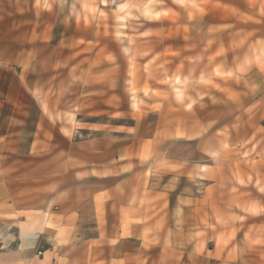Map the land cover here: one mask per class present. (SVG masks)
I'll return each instance as SVG.
<instances>
[{
    "label": "crops",
    "instance_id": "1",
    "mask_svg": "<svg viewBox=\"0 0 264 264\" xmlns=\"http://www.w3.org/2000/svg\"><path fill=\"white\" fill-rule=\"evenodd\" d=\"M155 1L148 17L99 0L106 19L75 39L96 43L86 69L101 78L91 92L84 81H43L75 91L30 95L49 139L0 144V264H264V228L240 222L245 192L264 200V0ZM117 10L139 31L150 26L154 43L137 44L133 30L116 39ZM168 22L188 27L165 48ZM105 24L109 35L97 34ZM105 38L112 46L99 45ZM125 49H149L135 56L134 95Z\"/></svg>",
    "mask_w": 264,
    "mask_h": 264
},
{
    "label": "rangeland",
    "instance_id": "2",
    "mask_svg": "<svg viewBox=\"0 0 264 264\" xmlns=\"http://www.w3.org/2000/svg\"><path fill=\"white\" fill-rule=\"evenodd\" d=\"M114 1L117 9L121 11L127 9L126 12H128L129 8L125 9L123 4L118 3L121 0H110V2ZM102 2L104 4L106 0H101ZM98 4L99 0H0V144L4 141L9 142L13 136H19L21 146H26L37 137H40L38 140H43L45 137L49 139V135H44L45 132L48 134L49 130L47 120L30 95L42 94L43 91L49 89L58 95L61 91V93L67 94H75V91L70 87H61L59 83H55L50 88L45 87L43 81L55 79H65L68 82L84 81L88 86L86 91L91 92L92 86L101 78L95 72L86 69L87 65L94 61L92 58L89 59V55L96 43L93 40L84 42L81 39H75V36L83 33V29L76 30V28L86 26L88 30V27L91 26V18L99 15L101 19H106L107 11L98 10ZM156 4L155 0H148L143 6L137 4L129 10L138 9L142 14L154 17L158 14L153 10ZM81 9L84 11L85 18L83 24L78 23L81 18V12L79 13ZM196 9L202 10L201 8ZM118 12L117 10L114 16L115 26L112 31L116 39H120L122 43L127 38L128 32L133 30L137 44L144 46L142 44H146L148 41L154 43L152 38L144 36L147 32H151L150 26L147 27V30L139 31L143 24L133 18L126 19L123 16L124 12L120 14ZM161 13L170 14V10H161L159 6V14ZM127 17L130 18L131 15L128 13ZM235 25L227 24L225 29L230 30ZM187 27L188 24L177 22L159 24V36L167 37L164 47H171L170 38L178 37L182 30H187ZM190 27L197 32L207 30L206 24L203 23L191 24ZM96 33L109 35L107 24L103 28L97 25ZM104 44L112 46L111 39L99 40V45ZM161 46L159 37V47ZM148 50L144 49L138 53L129 54V50L126 53L127 49H125L126 56L121 52L120 56L118 55L120 62L127 69L130 68L128 67L130 63L134 66L131 71H127L131 76V84L128 89L131 95L138 92L135 84L138 76L135 56L142 58L143 52ZM76 62L83 64L85 69L76 70L73 66ZM127 72L117 69L111 73L117 79H122ZM37 80L39 83L35 87ZM34 89L39 93H32ZM143 90L147 91V88L145 87ZM58 121L69 122V119ZM23 148L21 147V150ZM245 196L243 204L245 214L241 217L240 222H244L245 229L253 226L256 229H263L264 216L253 217V215L264 212V200L252 198L249 191L245 192ZM212 217L214 223L223 222L219 215L213 214ZM236 217V215L229 216V223L234 222ZM215 233V237H218L219 232L212 231V234ZM231 233V231L228 232V238L231 237ZM261 233L263 234L262 230Z\"/></svg>",
    "mask_w": 264,
    "mask_h": 264
}]
</instances>
